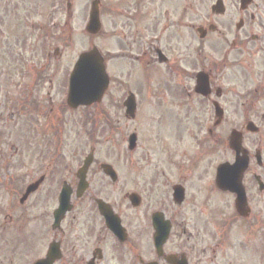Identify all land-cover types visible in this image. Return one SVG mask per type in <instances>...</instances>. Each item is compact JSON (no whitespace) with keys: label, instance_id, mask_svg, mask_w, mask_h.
Wrapping results in <instances>:
<instances>
[{"label":"flooded vegetation","instance_id":"obj_1","mask_svg":"<svg viewBox=\"0 0 264 264\" xmlns=\"http://www.w3.org/2000/svg\"><path fill=\"white\" fill-rule=\"evenodd\" d=\"M33 1L0 0V264H34L50 244L53 264H264V0H95L108 87L75 109L64 96L80 7ZM231 131L247 161L239 204L216 183ZM64 187L71 210L56 223Z\"/></svg>","mask_w":264,"mask_h":264},{"label":"water","instance_id":"obj_2","mask_svg":"<svg viewBox=\"0 0 264 264\" xmlns=\"http://www.w3.org/2000/svg\"><path fill=\"white\" fill-rule=\"evenodd\" d=\"M91 20L95 24V13H92ZM107 86V78L104 73V67L102 65V59L96 50H92L88 53L81 55L74 73L71 76L69 104L71 106H77L79 104L87 105L92 102L99 101L104 90ZM201 86V84H200ZM230 146L236 151V134L231 135ZM105 174L112 176L110 167L103 166ZM246 167V163L238 161L232 165H224L218 170L219 187L223 190H230L240 193L239 181ZM61 204L56 212V217L64 214L68 208V195L61 196ZM101 214L105 217L107 226L110 229L115 230L117 222L100 207ZM155 239H157L155 237ZM55 250L52 248L48 255V262L43 264H50L54 256ZM42 264V263H40Z\"/></svg>","mask_w":264,"mask_h":264},{"label":"rangeland","instance_id":"obj_3","mask_svg":"<svg viewBox=\"0 0 264 264\" xmlns=\"http://www.w3.org/2000/svg\"><path fill=\"white\" fill-rule=\"evenodd\" d=\"M75 1H77L78 5L80 7V10H81V20H80L81 25L86 24L88 21L87 15H88V11H89V6H90V3L92 0H75ZM105 1L106 0H101L102 3H104ZM103 20L101 18V22H103ZM69 41H70L69 52L66 54V61H67L68 57H71L72 50L76 48V44L72 43V38L69 39ZM95 44H96L97 48L100 50V52L102 53V55H104L105 42H104L103 37H102V39L101 38L98 39L97 43H95ZM90 48H91L90 39L88 37H86V35L82 36L79 40V51L80 52L88 51ZM67 129L74 130L72 124H70ZM129 129H131V127ZM227 136H228V134H226V138H227ZM64 141L72 142V134L70 132H68V131L65 132ZM97 147H98V151H97L98 152V154H97V161L98 162L97 163H103V162L107 161L106 160L107 159V155H106L107 145L105 143V140H103V138H98V146ZM64 148L66 151H69V149L66 148L65 146H64ZM224 159H225V161H228V162L233 161V154L230 153V151L227 149V147L225 148V158ZM115 164H116L115 165L116 168H118L117 170L119 171L120 177H124L123 174H125V172H124V167H123L121 161H115ZM97 177H103V175L99 174ZM133 177H139V175H134ZM144 177H152V166H150L146 169ZM118 195L116 196L117 199H118ZM39 240H42V239H39ZM42 243H43V241H39L36 244V246H39ZM244 260H246V259H244ZM65 264H74V262L73 261L66 262Z\"/></svg>","mask_w":264,"mask_h":264}]
</instances>
